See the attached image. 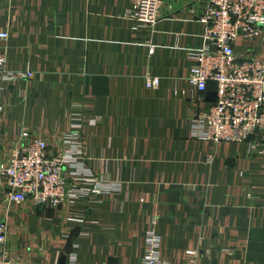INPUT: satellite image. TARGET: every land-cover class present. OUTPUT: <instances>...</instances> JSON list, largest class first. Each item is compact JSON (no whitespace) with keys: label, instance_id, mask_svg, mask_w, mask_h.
I'll return each mask as SVG.
<instances>
[{"label":"crops","instance_id":"obj_1","mask_svg":"<svg viewBox=\"0 0 264 264\" xmlns=\"http://www.w3.org/2000/svg\"><path fill=\"white\" fill-rule=\"evenodd\" d=\"M208 1L164 0L148 27L125 18L131 0H0V57L17 74L1 83L0 167L23 131L50 155L72 150L59 208L6 202L0 177L11 264H140L152 230L169 264L191 249L200 264H264V133L194 135L211 102L186 79ZM235 54L264 60V41Z\"/></svg>","mask_w":264,"mask_h":264},{"label":"built area","instance_id":"obj_2","mask_svg":"<svg viewBox=\"0 0 264 264\" xmlns=\"http://www.w3.org/2000/svg\"><path fill=\"white\" fill-rule=\"evenodd\" d=\"M164 0H131L132 7L125 18L153 27L160 18ZM203 25L205 46L190 52L193 61L187 83L197 94H205L214 84L216 99L193 121L195 137L214 144L247 142L255 134L264 133V60H239L235 47L239 41H264V0H209L206 11L198 18ZM7 34H0L5 39ZM17 74L6 70V60L0 57L1 83ZM31 78V73L21 74ZM160 79L145 76V88L156 89ZM190 99L193 97L190 95ZM72 150L62 155H50L44 140L23 131L7 164L0 167V177L6 186L5 201L15 205L31 202L35 206L56 209L72 197L63 169ZM93 186V185H92ZM101 190L93 186L87 194ZM7 233L0 221V264H11L4 248ZM140 264H169L160 255L159 241L148 234ZM208 256V253L205 254ZM199 251L184 252L185 264H200Z\"/></svg>","mask_w":264,"mask_h":264},{"label":"water","instance_id":"obj_3","mask_svg":"<svg viewBox=\"0 0 264 264\" xmlns=\"http://www.w3.org/2000/svg\"><path fill=\"white\" fill-rule=\"evenodd\" d=\"M206 97L209 102L214 103L216 99V94L215 93H206Z\"/></svg>","mask_w":264,"mask_h":264},{"label":"trees","instance_id":"obj_4","mask_svg":"<svg viewBox=\"0 0 264 264\" xmlns=\"http://www.w3.org/2000/svg\"><path fill=\"white\" fill-rule=\"evenodd\" d=\"M209 88L214 89V84H209V85H208V89H209Z\"/></svg>","mask_w":264,"mask_h":264}]
</instances>
